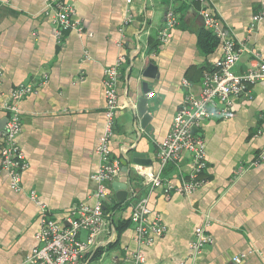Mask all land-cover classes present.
I'll use <instances>...</instances> for the list:
<instances>
[{"label":"crops","instance_id":"1","mask_svg":"<svg viewBox=\"0 0 264 264\" xmlns=\"http://www.w3.org/2000/svg\"><path fill=\"white\" fill-rule=\"evenodd\" d=\"M64 1L84 33L64 31L58 42L44 0H0V141L10 90L35 84V92L18 102L17 141L28 163L22 190L13 191L7 172L0 170V264H27L37 245L39 207L31 191L57 222H65L72 206L94 204L91 175L100 164L96 145L105 126L103 73L119 55L124 56L116 87L120 107L110 149L128 163L109 184L105 224L79 264H130L136 249L130 214L142 195L151 210L148 218L158 215L166 228L144 248L142 264H264V80L235 98L228 118L207 120L198 130L207 163L201 186L190 194L166 193L163 186L146 183L140 172L152 171L173 186L190 173L188 154L161 166L157 144L184 96L199 94L202 72L220 56V42L210 52L201 48L199 4L188 0ZM208 2L224 36L242 49L235 72H245L254 59L264 61V19L253 20L264 0ZM170 9L178 21L161 43L158 32ZM127 14L133 20L125 24ZM149 63L155 68L142 76ZM150 91L154 94L146 97ZM139 96L147 98L151 117L144 127L135 115ZM133 152L144 156L143 165L131 162ZM198 227L210 242L193 254L189 243ZM86 235L80 230L78 238ZM238 255L244 256L236 263Z\"/></svg>","mask_w":264,"mask_h":264},{"label":"built area","instance_id":"2","mask_svg":"<svg viewBox=\"0 0 264 264\" xmlns=\"http://www.w3.org/2000/svg\"><path fill=\"white\" fill-rule=\"evenodd\" d=\"M44 1V13L53 18L58 42L64 31L73 30L79 35L84 33L83 27L71 17L73 14L71 4L64 0ZM130 1L127 0L128 3ZM188 1L199 4L198 15L202 20L203 28L219 40L221 54L210 68L202 72L199 94L195 96L188 93L184 96L180 107L173 115L169 131L157 144L156 154L161 166L169 161L178 162L182 156L188 154L192 162L190 173L181 178L179 185L173 186L170 180H162L152 171L143 168L144 170L140 172L146 183L152 187L163 186L166 193L174 190L181 194H190L201 186L203 179L200 178V174L207 163L204 140L198 130L207 120L228 118L235 98L248 94L252 85L264 80V61L254 59L245 72H235L242 49L233 40L224 36L219 27L218 17L209 10V0ZM263 19L264 8L253 16L254 21ZM132 20L131 14L125 16V24L131 23ZM177 21L175 11L167 10L164 24L158 32L159 42L164 43L170 38L171 30ZM123 61L124 56L119 55L115 63L106 67L103 73L105 126L96 145L100 164L97 171L91 175L95 183V202L92 206H72L67 212L65 222H57L44 204L38 202L36 193L31 191L30 198L39 207L40 229L35 236L37 245L26 258L27 264H79L83 255L94 245L96 236L105 224L106 213L103 206L110 194L109 184L121 168L120 160L112 156L110 138L114 113L120 107L116 87L118 69ZM184 84L188 83L185 81ZM33 92H35V84L21 83L10 90L3 105L6 125L0 141V170L7 172L10 188L15 192L22 190L23 172L28 168L25 155L17 141L22 128L18 102ZM153 94L154 92L150 91L146 97H151ZM150 214L147 197L139 196L132 205L130 214L136 241V249L128 257L130 264H142L145 259L144 248L152 243L155 237L165 232L166 228L161 218L155 215L149 219ZM80 230L87 232L85 240L78 238ZM193 236L189 247L193 254H198L210 242V238L202 227L196 228ZM243 256H235L233 261L238 263Z\"/></svg>","mask_w":264,"mask_h":264},{"label":"water","instance_id":"3","mask_svg":"<svg viewBox=\"0 0 264 264\" xmlns=\"http://www.w3.org/2000/svg\"><path fill=\"white\" fill-rule=\"evenodd\" d=\"M154 68H155V66L152 63H149L148 66L143 70L142 76H146V75L149 76V73H151ZM148 90H149V88L147 86V82L143 81L142 82V92L145 93ZM146 102H147V98L144 97V96H139L137 98L135 115L141 119V126L142 127H144L147 124V122L149 121V119L151 118L150 115L147 112ZM193 131H195V130H193ZM141 159H145L144 156H142V154H139L137 152H133L132 153L131 162L133 164H135V165L142 164V162H141L142 160ZM146 161H147V159H146ZM120 162L122 164V167L124 169H126L128 160L126 158H123ZM148 162H149V160H148ZM148 162H147V164H148Z\"/></svg>","mask_w":264,"mask_h":264},{"label":"trees","instance_id":"4","mask_svg":"<svg viewBox=\"0 0 264 264\" xmlns=\"http://www.w3.org/2000/svg\"><path fill=\"white\" fill-rule=\"evenodd\" d=\"M200 46L201 48H203L205 51H213L214 48L217 47L219 40L209 31L205 30L203 28V30L201 31L200 34ZM100 250L96 251V254H99ZM95 254V256H96Z\"/></svg>","mask_w":264,"mask_h":264}]
</instances>
